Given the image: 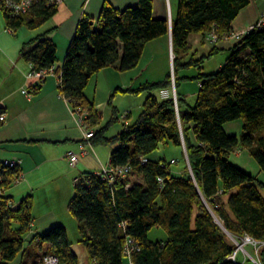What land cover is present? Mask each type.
Returning a JSON list of instances; mask_svg holds the SVG:
<instances>
[{
	"label": "trees",
	"instance_id": "obj_1",
	"mask_svg": "<svg viewBox=\"0 0 264 264\" xmlns=\"http://www.w3.org/2000/svg\"><path fill=\"white\" fill-rule=\"evenodd\" d=\"M249 3L178 0L170 30L166 19L153 17L152 0H137L136 6L122 10L104 2L96 20L83 15L77 22L59 68V91L86 111V123L95 125L99 119L93 101L85 95L86 86L98 72L115 65L120 72L137 68L149 42L169 34L174 56L173 78L167 74L160 82L116 91L147 94L134 123L109 139L103 128L93 132L91 145H116L109 154L110 168L131 169L130 179L116 178L111 186L96 174H85L68 202L70 214L82 225L81 243L94 264H124L126 238L138 246L132 264H236L230 259L235 250L231 238L264 242V197L260 192L264 184L228 161L233 152L245 149L264 173V26L250 30L234 44L216 72L196 77L200 86L193 107L177 94L179 81L186 79H178L177 72L190 67L200 71L208 57L185 60L188 37L204 36L212 29L221 34L233 31L232 23ZM57 11L58 6L41 2L23 16L1 14L6 29L15 33L22 27H41ZM22 48L20 58L35 72L57 62L56 47L45 35ZM172 79L180 123L171 94ZM163 91H170L163 100L153 94ZM115 117L114 113L111 122ZM237 120L242 122L241 135L228 136L224 126ZM169 144L181 149L183 144L190 166H185L183 175L174 176L172 164L163 159H150ZM143 158L147 161L142 164ZM133 177L140 182L132 183ZM223 196L228 197L226 202H222ZM31 207L29 196L14 209L0 195V264L10 263L22 251L23 236L32 221ZM157 228L166 234L165 240L149 239L148 233ZM38 238L40 246H46L45 253L56 256L59 264H78L64 227L56 226ZM257 256L264 264V245Z\"/></svg>",
	"mask_w": 264,
	"mask_h": 264
},
{
	"label": "crops",
	"instance_id": "obj_2",
	"mask_svg": "<svg viewBox=\"0 0 264 264\" xmlns=\"http://www.w3.org/2000/svg\"><path fill=\"white\" fill-rule=\"evenodd\" d=\"M104 2H108L113 8L119 10L134 7L137 4V0H62L58 5L57 15L44 24L47 28L51 26V31L40 35L50 38L56 51L58 50L57 62L54 65L58 72L77 22L83 15L96 20ZM177 2L178 0H152L153 17L166 19L168 22L171 19L172 22L177 12ZM262 10H264V1L250 0L249 6L241 10L232 23V30L239 32L254 24ZM170 29L171 26H169ZM30 40L19 37L10 40L5 37L0 43V115L5 117V121L0 123V162L8 159L18 160L20 162L18 172L24 175L21 182L6 187L0 195L7 198L14 209H17L21 201L28 196L31 198L32 205L30 210L32 221L23 236L22 251L8 264L35 263V260L46 251V246H34L31 242L32 238L35 235H45L56 226L65 228L78 264H94L88 259L86 248L81 243L82 225L70 214L68 202L75 193L74 187L77 179L88 173L99 175L103 170L110 169L109 154L113 146L92 144L90 147L86 144L87 155L79 157L76 166L69 165L65 158L66 154L78 152L79 144H84V133L97 131L99 123L98 120L95 125L85 123V128L76 123L69 103L60 98L59 84L55 77H46L39 83L34 78H28L31 68L20 58V52ZM187 41L189 53L185 56V60L191 56L195 59L199 53L198 50H202L206 43H208L207 58L218 56L219 53L228 55L229 49L234 45L231 41L212 44L206 39V35L197 34L189 36ZM171 46L170 34L160 37L150 41L146 46L137 68L128 72H120L118 66L115 65L98 72L85 88L86 97L93 101L96 109L98 105H106L108 97L110 105L112 99L115 101L119 94L128 95L129 106L123 112V119L126 122L124 126L134 123L139 116L138 113L133 116V105H135V100H139L138 96L131 99L133 94L116 93V91L118 89L125 92L129 89L134 90L140 80L147 83L162 81L165 77L156 78L161 71L159 57L165 58L169 55ZM155 62L158 63L148 74L147 72ZM223 64L216 65L208 73L214 72ZM142 71L146 72V78L140 77ZM196 84L198 85L197 82ZM199 86H197L198 89ZM24 91L31 94L27 96L23 93ZM169 92H160L161 98L169 96ZM157 93H153L155 97ZM185 95L187 93L183 96L186 103ZM98 99L102 103H97ZM181 108L184 109V106ZM133 117L137 118L132 120ZM236 157H241V155ZM150 159L154 161L161 158L153 157L151 154ZM181 173H184V170L180 171ZM259 175L261 177L257 179L264 184V173L258 170ZM133 178L135 179H132L134 180L132 182H140V179ZM260 192L264 197V191ZM227 198L223 196L222 202H226ZM17 227V224L12 226L14 229H18ZM245 249L239 259H236V264H261L253 246H249L248 250ZM252 254L256 257L254 258ZM248 258L252 262L248 261ZM125 260L128 264V260Z\"/></svg>",
	"mask_w": 264,
	"mask_h": 264
},
{
	"label": "rangeland",
	"instance_id": "obj_3",
	"mask_svg": "<svg viewBox=\"0 0 264 264\" xmlns=\"http://www.w3.org/2000/svg\"><path fill=\"white\" fill-rule=\"evenodd\" d=\"M51 27V26H50ZM47 26H45L44 24L41 27L36 28L35 30H29L26 27H22L16 30V32L14 33V35H9V33L7 32L5 23H4V18L3 15L0 12V43L3 41V39H10V40H14L16 38H27V40H30L32 38H37V35L40 34H45L48 31H51V28ZM48 38V37H47ZM70 42V41H69ZM69 44V43H68ZM208 43H206V46H204V48L202 50H198V54L196 56V58H200L202 56H206V49L208 48ZM217 44V43H216ZM68 46V45H67ZM58 49V48H57ZM57 53L58 50L56 51V57H57ZM60 53V52H59ZM172 53V52H171ZM173 54V53H172ZM65 55V53H64ZM228 55L226 53H219L218 56H214L213 58H206L203 60V64L201 66L200 71H198L196 68H186L184 70L178 71L177 75H178V79H184L186 77L185 80L183 81H179L178 83V88H177V94L179 95V97L183 98L184 94L187 93V95H185L186 97V103L189 107H193L196 101V92H197V84H196V77L199 74H205L207 75L208 71H210V69H213V67H216V65L218 64H223L225 63L224 61L228 58ZM63 58V57H62ZM160 58V59H159ZM159 62H160V72L156 75L158 77L156 78H161L162 77H166L167 74H170L173 78L172 75V63L170 61V54L167 55L165 58L163 56L159 57ZM174 58V56H173ZM195 58V59H196ZM222 62V63H221ZM158 62H155V64H153L154 66L150 67V70L147 72L148 74L151 72V70L156 66ZM219 67V66H218ZM218 70V68H216V70H214V72H216ZM212 72V73H214ZM141 78H146V72H141L140 74ZM164 79V78H163ZM156 82H160V81H156ZM147 83L144 80H140V83H138L134 88V90L138 89L141 85ZM151 83V82H149ZM172 98H174L175 96V86L173 87V79H172ZM147 96V94L143 93L140 94L138 96L137 99L139 100H135V105L134 106V110H133V116L135 114H141V109H142V104L144 102V98ZM137 96H133L131 95V99H135ZM161 94L160 92L157 93L156 98H158L159 100H163V98H161ZM130 98H128V95H122L119 94L117 96V99H115V101L112 99L111 104H108V100H107V104L106 105H98L96 106L95 111L98 112V128H103L105 129L104 134L105 137L107 139L114 137L115 135H117V133L123 128L125 122V119H123V112L124 109H127V107L129 106V100ZM97 103H102L101 100H96ZM116 112V120L111 122V119L113 118L114 112ZM177 115V120H179L178 118V114ZM134 118L137 117H133L132 120H135ZM180 123V120H179ZM224 129L227 133L228 136H232L235 135L236 137L239 138V136L242 133V122L240 120L237 121H233L229 124H226L224 126ZM113 147H115L116 145H111ZM153 157H159L161 159H163L165 162H167L168 164L170 163L171 160L175 161V164L171 165V170L173 172L174 176H180L183 175V173L180 174V171L185 170V166L190 167L188 165V161H187V155L185 153V149L183 147L182 144V149L180 147H174L172 145H166L163 148H160L159 150L155 151L154 154H152ZM241 157H236V156H240ZM228 161L229 163H231L232 165L238 167L239 169H241L244 173H248L253 177H258L260 178L261 175L258 176V170L259 167L257 165L256 162H254V160L252 159V157L249 154V151L247 150H239V151H235L233 152V154H231L228 157ZM190 170V169H189ZM132 179L135 178H131V182L134 181ZM133 183V182H132ZM149 239L151 241H158V240H162L164 238H166V234L160 229H152L149 233ZM233 243L236 240H231ZM236 244V243H235ZM251 246L250 244L246 245L244 247L245 250H248V247ZM242 253V252H241ZM241 253H238L237 255V259H239V256L241 255ZM253 257L255 258V254H252ZM248 261L252 262V260L250 258L247 259ZM256 260V259H255ZM124 264H126V260L124 261Z\"/></svg>",
	"mask_w": 264,
	"mask_h": 264
},
{
	"label": "built area",
	"instance_id": "obj_4",
	"mask_svg": "<svg viewBox=\"0 0 264 264\" xmlns=\"http://www.w3.org/2000/svg\"><path fill=\"white\" fill-rule=\"evenodd\" d=\"M61 1L62 0H0V12L1 13L3 12L9 15L10 18L19 17V16H23L27 14L28 12H30L31 9L35 7V5L38 3L44 2L45 5L58 6L61 3ZM256 1L260 2L264 0H256ZM259 15L260 16L258 20L254 24H251L244 30H241L239 32L230 31V32H227V34H224V33L221 34V33H218L217 29L216 30L212 29L210 32L207 33L206 39L212 44H216L217 42H220V41H225V42L231 41L232 43L237 44L239 43V41H241V38L246 33H248L250 30L254 28H261V26H264V10H262ZM169 26H171V19H169ZM7 31L10 35L14 34L10 30H7ZM170 52H171V49H170ZM172 60H173V54H171L170 56L171 63H172ZM50 76L55 77L56 80H58V84L60 85L59 72H58V69H56L54 66H51L49 67V69L41 70L38 72L31 70L30 73L28 74V78H34L36 79V81H38V83L42 82L46 77H50ZM23 93H25L27 96L31 94L30 92H26V91H24ZM60 98H63L66 102L69 103L71 107V113L76 118V123L79 124V126L85 128L86 127L85 118L87 117L86 111L84 112L83 110H81L80 107L72 104V102L64 98V96L61 95V93H60ZM174 103H175L176 113L178 114L177 100L175 96H174ZM4 121H5V117L3 115H0V123H3ZM93 137L94 135L92 131H86L84 133V144L82 143V144H79L78 146L79 151L75 153L68 152L66 154L65 158L68 160L69 165L71 167L76 166L77 162L80 159L79 157L87 155L88 149H87V146L85 147V145L87 144L91 147L90 140ZM146 161H147L146 158L141 159L142 164L145 163ZM170 164L172 165L175 164V161L171 160ZM19 166H20V162L16 159H8V160H3L0 162V192H2L3 189H5L1 185L10 186L12 184H17L21 182V180L24 178V175L22 174V172H18ZM130 170L131 169L127 166H123L118 169L110 168L109 170H103L102 172L99 173L98 176H100L101 179L106 180L109 186H111L115 182L116 178L130 179L128 175L131 172ZM159 181L161 182V180ZM77 182H78V179L76 181V184ZM125 186L126 188H128L130 186V183L128 182ZM231 240H234V239L231 238ZM32 242L34 246L40 247L41 242L37 235H35L32 238ZM234 244H235V250L233 251L234 253L230 256V259L233 262H236L238 253H241V252L243 253L244 247L246 245L250 244L251 246H253V248L256 251V255H257L259 247L263 246L264 242L262 241L257 242L255 240H252L250 237H243L239 241H235ZM124 246L125 247H124L123 255L124 257L128 259V264H132L131 256L133 255V253L138 251V246L135 245L134 242L129 238H126ZM33 264H59V260L56 258V256L44 252L40 255L38 259L35 260V263Z\"/></svg>",
	"mask_w": 264,
	"mask_h": 264
},
{
	"label": "water",
	"instance_id": "obj_5",
	"mask_svg": "<svg viewBox=\"0 0 264 264\" xmlns=\"http://www.w3.org/2000/svg\"><path fill=\"white\" fill-rule=\"evenodd\" d=\"M170 49H171V48H170ZM169 53H170V56H171L172 53L170 52V50H169Z\"/></svg>",
	"mask_w": 264,
	"mask_h": 264
}]
</instances>
